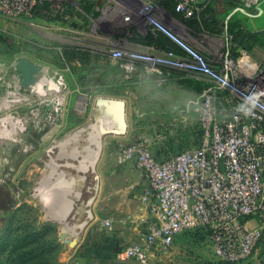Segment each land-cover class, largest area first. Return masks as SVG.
<instances>
[{"label": "built area", "instance_id": "1", "mask_svg": "<svg viewBox=\"0 0 264 264\" xmlns=\"http://www.w3.org/2000/svg\"><path fill=\"white\" fill-rule=\"evenodd\" d=\"M172 1L174 11L188 19L199 17L212 0ZM41 2L0 0V17L14 22L31 19ZM259 3L260 0H240L239 8ZM146 20L151 32L166 35L181 53L156 48L126 54L114 50L111 58L120 61L127 75L141 73L157 86H168L180 74L202 83L203 89L180 108L196 120L192 147L162 159L152 151L147 139L117 149L116 163L132 162L147 181L139 201L151 218L144 223L140 242L119 251L116 259L120 264H149L155 251L167 250L184 232L203 228L214 257L227 264L243 262L255 251L264 229V95L250 117L236 113L234 106L243 95L264 93V66L249 64L245 57L234 59L227 49L219 68H213L202 54L157 19L148 16ZM24 60L28 59L15 58L11 65L0 66L4 85L0 103L8 105L5 117L0 118V140L29 137L32 133L42 135L46 130L43 136L51 138L63 128L65 103L71 92L64 76L68 68L61 70L28 60L40 69L32 78L43 74L46 79L39 89H34L21 85L17 64ZM221 76L230 80L231 90L221 86ZM13 95L15 99L11 100ZM33 98L37 122L32 131L29 119L9 112ZM7 163L2 160L3 167ZM102 223L110 229L109 220Z\"/></svg>", "mask_w": 264, "mask_h": 264}, {"label": "rangeland", "instance_id": "2", "mask_svg": "<svg viewBox=\"0 0 264 264\" xmlns=\"http://www.w3.org/2000/svg\"><path fill=\"white\" fill-rule=\"evenodd\" d=\"M43 2L48 5L49 11L44 18L32 17L14 22L0 17V66L11 65L15 58H24L37 65L47 63L61 70L68 68L64 76L71 92L65 103V109H68L65 112L66 125L51 138L43 136L46 130L42 135H18L16 141L0 140V264H69L73 246L70 242L59 239L62 224L50 216L51 209L45 197L50 198L47 193L56 191L54 186H69L58 179L59 169L68 175L84 177L81 197L67 217L68 222H73L77 218L76 210L79 205L88 200L90 195L87 187L96 184L92 177L97 174L77 169L80 158L86 156L88 151L83 152L79 148L76 155L72 156L69 155L72 151H69L66 158L67 153H62L56 146L61 141L64 142L68 135H90L91 147L95 148L94 155L91 156L95 165L93 171L96 167H104L112 153L113 162L116 163L117 149L129 144L126 134L106 136L101 151H98L91 113L97 98L121 99L128 104L126 119L130 121L136 75H127L119 66L120 61L111 58L110 52L117 50L126 54L144 49L147 45H143L141 41L151 33L146 20L148 16L157 19L177 37L181 36L168 27L167 20L171 19L157 0ZM88 5L98 7L99 12L94 10L93 15L86 13L85 7ZM187 28L198 31L201 29L188 25ZM190 29L187 34L194 35ZM202 30L207 31L204 28ZM193 40L198 45H204L209 36L203 32L196 34ZM185 43L195 49L193 45ZM196 51L205 58L202 52ZM9 74L13 75L12 69ZM98 87L103 89L93 92ZM3 92L4 85L0 81V97ZM183 94L187 93L182 89L171 91V100H180ZM34 102L35 98L9 112L29 119V129L32 131L37 122L34 120ZM4 107L6 105L0 103V118L7 113L8 105ZM3 159L8 161L4 167ZM49 169L51 171L48 173ZM149 264L227 263L213 256L207 232L198 228L176 237L167 250L155 251ZM237 264H264V229L253 254Z\"/></svg>", "mask_w": 264, "mask_h": 264}, {"label": "crops", "instance_id": "3", "mask_svg": "<svg viewBox=\"0 0 264 264\" xmlns=\"http://www.w3.org/2000/svg\"><path fill=\"white\" fill-rule=\"evenodd\" d=\"M239 1L208 2L206 7L209 10L205 17L208 19L207 31H201L203 28L200 31L187 28L184 18L179 17L174 10L162 8L173 20H167L168 27L180 33L182 40L202 52L213 68H219L222 53L227 49L234 59L245 57L249 64L264 66V0L250 8H239ZM94 10L99 12L96 6ZM188 29L194 35H188ZM203 32L209 36V40L204 45H198L193 37ZM145 48L155 47L147 45ZM179 89L187 94L181 95L180 100H171L170 92ZM202 89V83L183 78L180 74L171 84L163 87L151 84L141 73L137 74L134 77L131 118L130 121L126 119L127 143L147 139L159 159L192 147L196 139V120L192 114H183L180 108L195 99ZM125 105L128 107L126 102ZM66 117L67 113L62 122L63 128ZM167 132L171 134L167 135ZM112 156L113 153L108 156L104 167L95 169V197L89 206L90 214L79 240L70 250L69 264H120L116 259L117 253L140 242L145 231L144 223L151 218L139 201L148 186L144 175L132 162L118 165L113 162ZM103 220L110 221V229L102 223ZM249 225H253V222ZM129 264L133 263L130 261Z\"/></svg>", "mask_w": 264, "mask_h": 264}, {"label": "bare ground", "instance_id": "4", "mask_svg": "<svg viewBox=\"0 0 264 264\" xmlns=\"http://www.w3.org/2000/svg\"><path fill=\"white\" fill-rule=\"evenodd\" d=\"M41 70L45 71V69H41ZM45 80L46 79L44 78L43 74H40L35 78L27 79L25 85L26 87L39 89L40 86H42V84L45 82ZM13 99H15L14 95L12 96L11 100ZM96 101L97 99L94 102L93 110L91 113L92 130L97 134V139H98L97 150L101 151L102 142L106 136H119V135H116L113 130L112 121L115 119L111 118L112 121H110L107 120L106 117H104L103 115L100 116L97 113ZM67 139H70L72 143L70 144V141H67ZM91 143H92L91 136L90 135L85 136V134L83 135L81 133L76 135H68L65 138L64 142L61 141L56 147L62 153H67L65 156L66 158L68 157L69 151H72V153H69V155L71 156L76 155L77 150L79 148H81L83 152L88 151L86 156H82L80 158L78 162L79 166L77 167V169L81 170L82 172H86V171L92 172L94 170L95 165H94V160L91 158V156L94 155L93 152L95 148L93 149V147H91L92 146ZM49 167H53V165L51 166L49 165ZM54 167H57V165H55ZM50 171L51 170L49 169L48 173ZM57 175H58V179L65 182V184H68L69 186L66 185H61V187L54 186L56 191H52L53 193L52 192L47 193L50 198L48 197L45 198L47 200L49 208L51 209L50 216L58 220L62 224L60 228L61 230H65L67 232L64 241L68 243L70 242L71 245L74 246V244L79 240L86 219L89 217L90 214L89 206L95 197L96 184L93 185V187H87V191L89 192L90 195L88 200L85 203L80 204L79 207L77 208L76 210L77 218L73 222H68L67 217L70 211L73 209V207L76 205V202L81 197L82 188L84 187L85 184V178L68 175L64 171H61L60 169L58 170ZM96 177L93 176L92 178L96 181L95 179ZM67 195L69 196L66 197Z\"/></svg>", "mask_w": 264, "mask_h": 264}, {"label": "water", "instance_id": "5", "mask_svg": "<svg viewBox=\"0 0 264 264\" xmlns=\"http://www.w3.org/2000/svg\"><path fill=\"white\" fill-rule=\"evenodd\" d=\"M17 67L21 74V85L23 87H26V80L32 79L33 75L39 71V68L28 60L19 61ZM96 108L97 113L100 116L103 115L107 120L110 121H112L111 118L115 119L112 121V123L113 130L116 135L123 136L126 134V105L123 100L115 98H97ZM91 173L94 174L95 171H92ZM94 177H96V175ZM95 179H97V177ZM66 235L67 232L65 230L59 231V239L61 241L65 239Z\"/></svg>", "mask_w": 264, "mask_h": 264}, {"label": "trees", "instance_id": "6", "mask_svg": "<svg viewBox=\"0 0 264 264\" xmlns=\"http://www.w3.org/2000/svg\"><path fill=\"white\" fill-rule=\"evenodd\" d=\"M231 1H233V0H231ZM231 1L226 0V2H231ZM158 2L160 3V5L163 8H166V10L167 9L170 11L174 10V2L172 0H158ZM208 10H209L208 7H206L205 10L199 15V17H192V18L185 19L184 20L185 24H187L188 26L194 27V28L201 27V28H204L206 30H209L208 29V22L206 21L208 19H205V17L208 15ZM93 11H94V7H92L91 5H88V7H85L86 13H90L93 15L94 14ZM48 13H49L48 5L44 2H41L40 4H38L34 8V10L32 12V17L44 18V16H46ZM177 15L183 19V17L181 15H179V14H177ZM46 19H48V18H46ZM141 43L144 45L153 46L156 49H159L162 51H172L174 53H181V49L175 43H173L166 35L162 34L161 32L156 31V32L148 33L146 38L142 39ZM102 89L103 88L96 89L93 92H98ZM92 90H94V89H92Z\"/></svg>", "mask_w": 264, "mask_h": 264}, {"label": "clouds", "instance_id": "7", "mask_svg": "<svg viewBox=\"0 0 264 264\" xmlns=\"http://www.w3.org/2000/svg\"><path fill=\"white\" fill-rule=\"evenodd\" d=\"M219 81H220L221 86L226 87L229 90H231L232 85L229 79L221 76L219 78ZM261 95H264V93L252 92V93L243 95L242 100L234 106L235 112L242 115L243 117H250L254 115V110L257 108V106L260 103Z\"/></svg>", "mask_w": 264, "mask_h": 264}]
</instances>
